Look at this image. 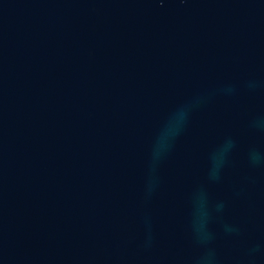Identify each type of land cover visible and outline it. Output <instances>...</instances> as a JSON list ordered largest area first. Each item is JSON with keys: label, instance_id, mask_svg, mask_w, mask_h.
Masks as SVG:
<instances>
[{"label": "water", "instance_id": "water-1", "mask_svg": "<svg viewBox=\"0 0 264 264\" xmlns=\"http://www.w3.org/2000/svg\"><path fill=\"white\" fill-rule=\"evenodd\" d=\"M0 264H264V0H0Z\"/></svg>", "mask_w": 264, "mask_h": 264}, {"label": "clouds", "instance_id": "clouds-1", "mask_svg": "<svg viewBox=\"0 0 264 264\" xmlns=\"http://www.w3.org/2000/svg\"><path fill=\"white\" fill-rule=\"evenodd\" d=\"M186 119V112L176 114L168 123L166 129L161 134L156 149L160 151L166 150L169 142L179 132L180 128Z\"/></svg>", "mask_w": 264, "mask_h": 264}]
</instances>
